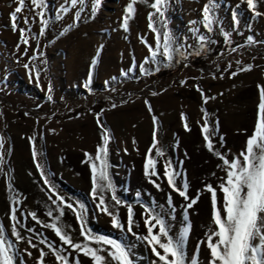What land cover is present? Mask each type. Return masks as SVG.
<instances>
[{"label":"rangeland","instance_id":"rangeland-1","mask_svg":"<svg viewBox=\"0 0 264 264\" xmlns=\"http://www.w3.org/2000/svg\"><path fill=\"white\" fill-rule=\"evenodd\" d=\"M129 2L101 0L95 17L88 19L91 0H85V11L81 13L79 21L61 36L60 30L72 23L79 5L69 6L68 13H60L61 19L57 21L55 17L61 6L66 5V0H43L44 17L49 23L41 36L39 17L33 19L32 5L25 0L26 6L18 14L17 21L18 28H22L25 27L24 17L29 18L27 27L31 35L25 52L23 44L17 49L19 31L14 32L9 21V13L16 7V0H0V138L3 139L0 147V156L3 157L0 163V224H3L14 243L8 213L14 206L10 197L19 193L20 203L15 205L17 219L34 229V233H28L24 228H18L21 235L26 239L32 236V242L37 243L35 234H42L54 247L62 246L50 229L27 216L31 211L41 221L48 223L50 220L45 213L50 207H55L41 191L43 181L33 163V147L37 152V162L43 164L48 179L59 195L70 202L86 205V231L118 240L124 235L111 227L109 216L97 211L89 196L91 172L84 153L88 152L94 157L96 146L100 143L101 126L111 134L108 145L110 178L115 195L132 204L134 219L139 225L133 226L134 232L145 233L142 209L136 203L138 192L141 201L148 204L154 201L156 205L165 206L166 197L171 194L176 208L175 220L168 221L172 234L181 227V208L185 202L171 192L163 178L164 165L169 160L177 171L183 170L182 176L186 174L189 197L196 196L197 190H201L197 203L188 210L191 229L186 252L189 259L210 226V194L203 191V186L208 183L218 185L224 173L217 168V158L203 147L200 128L204 120L200 108L207 111L209 123L216 128V135L212 137L214 146L221 151L239 153L254 128L260 91L257 85L264 87V0H259L257 4V10L262 13L258 17L253 16L241 0H215L217 23L230 33L231 43L227 45L218 30L214 29L209 34L202 24L194 26L191 23L200 21L206 0H167L164 20L170 33L182 40L186 37L187 43L194 45L191 29L195 27L217 43L208 44V50L201 55L190 54L186 60L180 59L173 69L168 70L169 63L167 66L161 65L157 71L153 65L145 63L147 75L140 73L139 65L148 51L139 37L143 36L154 46V34L147 27V14L153 10L137 0L134 17L129 21V31L125 32L119 24L122 10ZM233 12L238 18L235 26L232 23ZM154 26L161 29V22L155 20ZM249 35L254 43L245 45ZM32 36L36 39H32ZM237 45L244 46L237 48ZM101 46L92 78L85 87L91 58L97 55V48ZM233 48H236L235 52ZM178 58L176 56L175 60ZM237 60L240 67L250 64L251 69L239 71ZM26 63L29 69L34 70L31 77L29 70L23 66ZM130 66L133 70L121 76V71H126ZM226 68L228 71H225ZM231 72H236V75L230 77ZM180 80H185V84L181 85ZM194 85L202 88L205 96L213 98L202 101ZM153 92L156 94L152 95ZM48 95H51V100L47 98ZM113 104L115 107H112ZM101 109L103 112L97 118L95 113L101 112ZM181 113L184 114V121L181 120ZM152 115L157 117V146L164 150L162 157L155 156V149L151 153L160 173V178L151 179L160 185V190L149 183L143 173L144 158L152 142ZM185 123L188 125L187 131ZM221 136L224 139L223 149L219 148ZM29 138H32L31 144ZM6 178L12 184L13 191L7 188ZM181 179L176 178L177 186ZM220 196L222 198V194ZM105 198L111 207L114 204L111 193L106 194ZM113 210L118 211L121 222L126 221L125 207L115 206ZM21 213L25 215L21 216ZM53 215L57 214L54 212ZM61 222L71 226L66 231L73 242L83 241L80 225L70 210H64ZM126 239L132 241L134 238L128 234ZM90 246L95 247L94 244ZM26 247L24 241L18 245L20 250ZM38 248L44 246L38 245ZM29 251L31 258L19 251L14 264H20L21 260L24 264H35L38 249ZM44 251V264H55V258L48 249L44 248ZM132 251L136 264H151L157 259L144 243H137ZM158 251L162 254V250ZM69 253L70 259L78 258L80 264H91L90 258L82 253L68 249L65 254ZM207 259L208 250L201 244L199 264H207Z\"/></svg>","mask_w":264,"mask_h":264},{"label":"snow or ice","instance_id":"snow-or-ice-1","mask_svg":"<svg viewBox=\"0 0 264 264\" xmlns=\"http://www.w3.org/2000/svg\"><path fill=\"white\" fill-rule=\"evenodd\" d=\"M29 2L32 5L31 11L34 13L33 19L39 17V23L41 25L39 34L43 36L49 23L44 17L45 7L43 0H29ZM136 2L137 0H130L122 10V19L119 27L125 32L129 31V21L134 17V4ZM139 2L145 3L153 10L147 14V27L154 34L155 42L153 46L143 36L139 37L140 42L144 44L148 51V55L139 65L142 75L149 74L148 70L144 67L145 63L153 65L155 70L158 71L161 65L167 66L173 62L174 55L179 57L175 60L176 63H179L180 59L186 60L190 54L201 55L202 52H206L208 50V44L217 43L210 35L201 34L197 28L193 27L191 31L194 38V45H189L186 37L182 40L170 33L166 26L164 16L167 0H151V3H149V0H139ZM258 2L259 0H241V3L246 4L248 11L257 17L262 15L257 10ZM100 3L101 0H91V10L88 19L95 17ZM84 4L85 0H66V5L61 6L55 17L57 21L61 19L60 13H68L69 6L76 7L79 5L72 17V23L64 26L60 30L59 35L63 36L70 27L79 21L81 13L85 11ZM25 6V0H16V7L9 13V21L12 30L14 32L19 31V42L16 45L17 49L20 44H23L25 45V52H27L29 36L31 35V30L27 27L29 18L27 16L24 17L25 27L18 28L17 24L19 19L18 14L24 10ZM216 8L217 4L215 0H206V3L201 9L200 21H192L191 23L194 26L197 23L202 24L203 28L209 34L213 33L214 29L218 30L224 43L226 45L230 44V33L222 25L217 23L218 15ZM237 19L236 12H233V26L237 23ZM155 20L161 22V29L158 30L154 26ZM161 32L163 36L162 40ZM31 38L36 39L35 36ZM252 43H254L253 37L251 35L247 36L245 45H251ZM243 46L237 45L236 47ZM101 50L102 46L97 48V55L91 58L88 78L84 82L85 87L88 86L92 78L93 68L97 63V56ZM232 51L235 52L236 48H233ZM40 54L43 55V53ZM21 55L24 54L22 53ZM29 59H32V57H29ZM236 65L239 71L250 70L252 67L250 64L240 67L239 60L236 61ZM23 66L26 70H29L31 77V72L34 70L29 69L27 63ZM230 67L231 65H229ZM132 70L133 68L130 66L126 71L122 70L120 75L126 76ZM225 71H228V69L226 68ZM235 75L236 72L230 73V77ZM36 77L38 80V71L36 72ZM213 78L215 77L213 76ZM179 83L184 85L185 80H180ZM194 87L201 94L202 101L207 102L208 99L213 98L205 96L203 89L198 85H194ZM257 87L260 91L254 128L239 153L221 151L214 146L212 137L216 135V128L209 123L207 119L209 114L207 111L203 107L200 108V112L203 114L202 119L204 120L200 128L203 137V147L217 158L219 161L217 168L224 173V176L219 178L220 182L216 186L210 183L204 184L203 186V191L210 194V226L205 231L203 240L197 243L190 259L186 252V241L191 229L188 210L192 209L197 203L201 190H197L196 196L189 197L187 191L189 186L186 174L182 176L183 170L177 171L171 160L167 161L164 165L163 178L166 179L171 192L176 193L185 202L181 208V227L175 234H172L171 225L168 221L175 220L176 208L173 204L171 194L166 197L165 206L164 204L156 205L154 201L150 204L141 201L139 199L140 193L138 192L136 194V203L142 209L141 217L143 219L145 233L140 234L134 232L133 226L136 225L139 227V225L134 219L132 204L119 199L115 195V189L110 178L109 168L111 165L108 161V145L111 134L109 130L101 126L100 143L96 146L94 157L88 152L84 153L85 160L88 162V167L91 172L89 196L95 204V209L109 216L111 227L120 230L124 235L118 240L106 235H98L91 231H86V205L81 202H70L59 195L48 179L43 164L37 162V152L33 147V163L35 164L36 171L40 174V180L43 181L41 191L55 207H50L45 213L50 220L48 223L41 221L36 213L31 211L27 213V216H30L35 223L50 229L59 239L62 246L59 248L54 247L53 244L42 237V234H35L37 243L32 242V236L26 239L21 235L18 228H24L28 233H34V229L26 227L17 219V208L15 205H19L20 200L19 193H14L10 197L14 206L9 210L8 219L10 221L11 237L15 238V243L8 237L7 230L3 224H0V264H14L15 256L19 251H23L31 258L32 253L29 249H38L39 255L36 257L35 264H44L46 257L44 248H47L55 258V264H80L78 258L70 259L71 253L65 254L68 249L75 253H82L85 257L90 258L91 264H110V262L111 264H136V261L133 259L134 254L132 250L137 246V243H144L151 250L152 256L157 258L151 261V264H199V248L201 244L205 245L208 250L207 264H264V87L259 84ZM49 91H51L50 88ZM155 94L154 92L152 93V95ZM47 98L49 100L52 99L51 95H48ZM144 103L148 106L149 112H151L148 101L145 100ZM112 107H115V104ZM102 112L103 109H101V112H96L95 116L99 118ZM181 120H185L183 113H181ZM97 124L98 126L100 125L99 119H97ZM152 125V142L144 158L143 173L149 183H152L157 190H160V185L151 179L152 177L160 178V173L156 169L157 161L151 156L153 149H155L156 157H162L164 155L163 148L157 146V117L155 115H152ZM184 127L186 131L189 130L187 123L184 124ZM29 143H32V138H29ZM133 143H135V140H133ZM2 145L3 139L0 138V147ZM219 148H224V139L222 136L219 138ZM125 153L127 154V149H125ZM229 156L231 157L230 159ZM2 162L3 157L0 156V163ZM179 163L182 164V162ZM177 177H182L179 186H177L176 182ZM6 186L9 191H13L12 184L7 181V178ZM108 193H111V201L114 202L111 207L109 201L105 198ZM220 194H222V198ZM53 197L55 198L53 199ZM115 206H123L127 209L125 222H121L118 211L113 210ZM65 209L70 210L75 215L76 222L80 225V236L83 237L82 242H73L68 231H66L71 226L64 225L61 222V217ZM54 212L57 215L54 216ZM20 215L24 216L25 214L21 213ZM128 234L134 238L132 241L126 239ZM21 241H24L27 245L23 250L18 248ZM90 244H94L95 247L90 246ZM38 245H43L44 248H38ZM158 249L162 250V254ZM20 264H24V261L21 260Z\"/></svg>","mask_w":264,"mask_h":264},{"label":"trees","instance_id":"trees-1","mask_svg":"<svg viewBox=\"0 0 264 264\" xmlns=\"http://www.w3.org/2000/svg\"><path fill=\"white\" fill-rule=\"evenodd\" d=\"M46 17H48V16L46 15ZM175 57H176V56L174 55V60H173V62H171L170 65L167 66L168 70L174 68V65H175Z\"/></svg>","mask_w":264,"mask_h":264}]
</instances>
